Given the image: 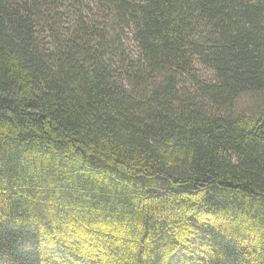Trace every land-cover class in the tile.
Wrapping results in <instances>:
<instances>
[{
    "label": "trees",
    "instance_id": "obj_1",
    "mask_svg": "<svg viewBox=\"0 0 264 264\" xmlns=\"http://www.w3.org/2000/svg\"><path fill=\"white\" fill-rule=\"evenodd\" d=\"M90 1L0 0V264H264V0Z\"/></svg>",
    "mask_w": 264,
    "mask_h": 264
},
{
    "label": "rangeland",
    "instance_id": "obj_2",
    "mask_svg": "<svg viewBox=\"0 0 264 264\" xmlns=\"http://www.w3.org/2000/svg\"><path fill=\"white\" fill-rule=\"evenodd\" d=\"M86 3L93 6L94 2L86 0ZM261 105V94L260 93H242L233 102L232 109L235 112H255L256 109Z\"/></svg>",
    "mask_w": 264,
    "mask_h": 264
}]
</instances>
